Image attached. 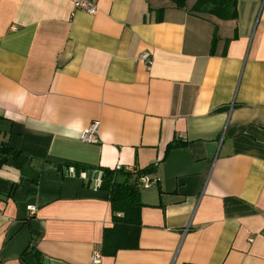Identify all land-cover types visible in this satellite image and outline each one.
I'll return each mask as SVG.
<instances>
[{
    "label": "crops",
    "instance_id": "1",
    "mask_svg": "<svg viewBox=\"0 0 264 264\" xmlns=\"http://www.w3.org/2000/svg\"><path fill=\"white\" fill-rule=\"evenodd\" d=\"M195 2L0 0V264H94L116 164L154 169L97 264H264V0Z\"/></svg>",
    "mask_w": 264,
    "mask_h": 264
},
{
    "label": "trees",
    "instance_id": "2",
    "mask_svg": "<svg viewBox=\"0 0 264 264\" xmlns=\"http://www.w3.org/2000/svg\"><path fill=\"white\" fill-rule=\"evenodd\" d=\"M176 7H183L187 0H172ZM237 0H196L191 6V10H202L203 7L215 4L210 11L221 9H231L233 11ZM226 18L234 17V13L225 15ZM175 144H181L173 141L169 147ZM18 154L16 150L11 148L6 142L0 143V163H4L8 156L13 158ZM69 164V163H66ZM76 174L86 168L79 164H73ZM102 177L99 188L108 193V201L111 207V226L103 230L100 254L102 256H113L119 249L136 248L138 245V234L141 227L140 211L143 206L140 198L139 179L144 174L152 171L154 167L135 169L128 171L126 169L115 170L101 167ZM27 250L23 252L25 254ZM34 256L33 264H44L41 253L31 248Z\"/></svg>",
    "mask_w": 264,
    "mask_h": 264
},
{
    "label": "built area",
    "instance_id": "3",
    "mask_svg": "<svg viewBox=\"0 0 264 264\" xmlns=\"http://www.w3.org/2000/svg\"><path fill=\"white\" fill-rule=\"evenodd\" d=\"M71 3L73 4V6L79 10H82L88 14H95V12L97 11V1L98 0H70ZM142 58L147 61V63H149V55L148 54H143ZM98 127H99V123L97 121H93L91 122V124L83 131L82 133V139L84 141H94L97 139V135H98ZM123 167L120 164H116L115 165V170H120ZM126 169L128 171H134L136 168H123ZM142 184L147 186L150 181L148 178L146 177H142ZM28 209L33 212L35 211V207L33 205H29ZM100 258H101V254L99 251H94L93 254L91 255V261L94 264H97L100 262Z\"/></svg>",
    "mask_w": 264,
    "mask_h": 264
}]
</instances>
